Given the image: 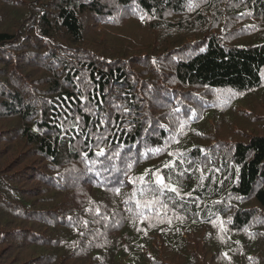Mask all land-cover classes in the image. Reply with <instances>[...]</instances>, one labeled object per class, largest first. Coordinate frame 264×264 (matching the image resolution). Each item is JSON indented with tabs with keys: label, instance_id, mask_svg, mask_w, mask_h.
<instances>
[{
	"label": "trees",
	"instance_id": "obj_1",
	"mask_svg": "<svg viewBox=\"0 0 264 264\" xmlns=\"http://www.w3.org/2000/svg\"><path fill=\"white\" fill-rule=\"evenodd\" d=\"M110 1L125 16L104 0H0L3 264H264V130L210 150L202 118L216 108L199 117L191 103L264 96V0ZM125 17L139 25L130 35L93 33ZM241 24L252 43L234 41ZM156 169L179 195L137 179ZM153 195L160 204L137 206Z\"/></svg>",
	"mask_w": 264,
	"mask_h": 264
},
{
	"label": "rangeland",
	"instance_id": "obj_2",
	"mask_svg": "<svg viewBox=\"0 0 264 264\" xmlns=\"http://www.w3.org/2000/svg\"><path fill=\"white\" fill-rule=\"evenodd\" d=\"M104 1H107L109 3H113L110 0H104ZM206 1L211 2L213 0H206ZM214 3H217V2L214 1ZM113 5L117 11V14L124 15L123 12L120 11L119 7H117L114 3H113ZM219 12L222 13L221 10H219ZM171 13H174V12L171 11ZM126 14H130V12H126ZM119 18H120V16H119ZM119 18L117 20H119ZM204 19H207V18L205 17ZM161 20H162V18H161ZM215 20H220V17H217ZM135 21L136 20H133V19H131V20L127 19V21H125L120 26H116L115 24L112 25V23L100 25V24H95V22H94L95 29H94L93 33L96 34L97 36H99L100 39H106V37L103 36L102 31L112 32L111 35H113V36H119V35L123 36V35H128V34L130 35L131 32L134 31L136 26H139ZM153 22H158V20H155ZM101 23H102V21H101ZM216 24H218V22ZM214 25H215V23H214ZM236 28H238V29L236 31H234L235 32L234 34H236L233 37V38H235L234 41H236V39H238V42L240 44H246V43H252L251 40L255 39L253 37V34L251 32H248L250 30V28H248V24L237 25ZM148 34L150 37H156V36H158L159 31L156 29L155 30H149ZM39 40L42 41L41 39H39ZM188 40H189V38H187V41ZM160 41L162 43L168 42L166 40H160ZM200 43H199V41L196 40V44L192 43V46H190V48L192 50H195L196 47H199ZM113 45L117 48V47H121L122 43L119 44L117 42V43L112 44V43H110V38H108L107 43H105V45H103L102 47L109 48L110 46H113ZM155 45L158 47L163 46V44H161L160 42H156ZM234 45H236V44H234ZM102 49H105V48H102ZM33 54H34L33 52H29V53H27V55L22 54V55H18L17 57L25 59V58L32 57ZM87 57H91V59H94V57H92L91 55H88ZM96 58H97V56H96ZM100 58H102V57H100ZM25 62H30V61H25ZM146 63L150 66V68L154 67V64L152 63V61L147 60ZM27 65L32 70L31 79H32V82H34L35 79H38L37 73L40 71H38V68L36 67V65L34 63L27 64ZM23 81H24V79H23ZM23 81H20L21 85H22V87H19L20 89L26 88V85L23 86ZM163 91H164L163 89L159 88V92L162 93ZM205 94L208 95V100H205V97H206ZM261 96L254 94L252 96L247 97L246 102L238 104L234 109L222 110L221 108L218 109L217 107L221 106V104L222 105H225L227 103L229 104L228 100L232 99V101H233V99H235V97L229 98L227 96V94H225V93L222 94L221 92L209 94L208 92H203V91L201 93H199L198 98L195 95H192V98H191L192 107H194V104H196L198 102V100H200L199 104L195 105L196 107H198V109L200 111L199 117H202L203 114L210 108H216L215 110L217 111L216 114H214L210 117L206 116V118H204V117L202 118V120H204L203 126L207 130V132L209 133V135H207V140L204 141V142H207V143H205L204 146H207V147L209 146L210 150H212V148H214L215 150H217V148L223 149L224 147L230 146L231 144H233L236 141H243V140L249 141L250 138L254 136L255 132H258V133L262 132L264 130V127L261 125V124H264V96L263 97H261ZM194 101H195V103H193ZM219 111L222 112L221 117L218 116ZM243 113H245L246 115H244ZM244 120H246V121H244ZM248 120H250L251 122H249ZM231 126H232V128H231ZM247 127L249 129H248L247 134H245ZM162 128L163 127L161 125H154L151 128L150 127L147 128L144 132H147V134H151V135L157 134L159 132V130H161ZM84 162H85V159H83L81 161V163H84ZM258 216H259V218L262 219V221H264V212H258ZM255 217H257V216H255ZM19 236L22 238L26 237L25 234H21V233L18 234V237ZM1 237H2V235L0 236V238ZM257 237H259L261 240L263 238L262 233L258 232ZM22 238L18 241L19 242L23 241L24 239H22ZM3 242H4L3 240H0V253L4 252L6 249V246ZM32 251H33V249L32 250L30 249V250L20 251L18 253L21 256H23V255L31 253ZM29 257H30L29 260L31 261L33 258L31 256H29ZM4 261H5V259H3L2 255H1L0 256V264H3Z\"/></svg>",
	"mask_w": 264,
	"mask_h": 264
},
{
	"label": "snow or ice",
	"instance_id": "obj_3",
	"mask_svg": "<svg viewBox=\"0 0 264 264\" xmlns=\"http://www.w3.org/2000/svg\"><path fill=\"white\" fill-rule=\"evenodd\" d=\"M141 19H143V17H141ZM181 128H183V125H181ZM151 151L153 154H158L162 151H164V148H156V149H151L149 150ZM104 154V149L101 148L97 153L96 155L97 156H101ZM87 154H85L86 156ZM144 155H147V153H145ZM169 155H172L171 153ZM129 167H131L132 165L129 164L128 165ZM175 167V161H168L164 164V168H174ZM149 172H151L152 176L154 177V180L153 181H145V176H147L149 174ZM142 184H152L154 183L156 185V188H155V192H162L164 190H168V191H171V192H175L177 195H179V190L178 188L173 185L171 183V176H169L167 178V181L165 179V177L163 175H161V169H156L155 171H152V170H145V173L144 175L140 176L137 178ZM135 182V181H133ZM141 193H144L145 191L147 192H153V189L152 188H148V189H140L139 190ZM116 192L119 193V189H116ZM135 193H133V196L135 197ZM160 204V201H159V198L155 195H153L151 197V199L149 200H145L143 203L140 201V200H137V206L140 207V206H143V207H152L154 205H158ZM166 207V206H165Z\"/></svg>",
	"mask_w": 264,
	"mask_h": 264
}]
</instances>
